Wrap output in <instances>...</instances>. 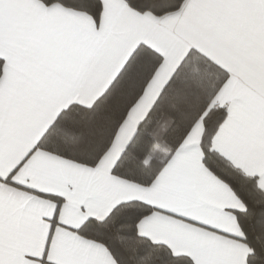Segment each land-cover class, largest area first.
Here are the masks:
<instances>
[{
	"label": "snow or ice",
	"instance_id": "obj_1",
	"mask_svg": "<svg viewBox=\"0 0 264 264\" xmlns=\"http://www.w3.org/2000/svg\"><path fill=\"white\" fill-rule=\"evenodd\" d=\"M0 264H264V0H0Z\"/></svg>",
	"mask_w": 264,
	"mask_h": 264
}]
</instances>
